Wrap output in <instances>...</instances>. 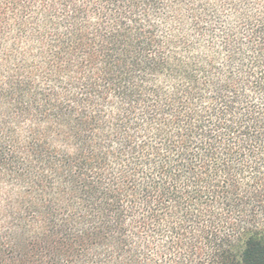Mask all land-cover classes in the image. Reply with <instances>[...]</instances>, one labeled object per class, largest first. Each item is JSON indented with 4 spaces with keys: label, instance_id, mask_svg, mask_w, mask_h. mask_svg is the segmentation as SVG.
I'll use <instances>...</instances> for the list:
<instances>
[{
    "label": "trees",
    "instance_id": "1",
    "mask_svg": "<svg viewBox=\"0 0 264 264\" xmlns=\"http://www.w3.org/2000/svg\"><path fill=\"white\" fill-rule=\"evenodd\" d=\"M0 264H264V0H0Z\"/></svg>",
    "mask_w": 264,
    "mask_h": 264
},
{
    "label": "rangeland",
    "instance_id": "2",
    "mask_svg": "<svg viewBox=\"0 0 264 264\" xmlns=\"http://www.w3.org/2000/svg\"><path fill=\"white\" fill-rule=\"evenodd\" d=\"M2 188H3V187H2ZM2 188H1V186H0V206L6 204V203L3 202V200L5 199V195H4L5 190H3Z\"/></svg>",
    "mask_w": 264,
    "mask_h": 264
}]
</instances>
